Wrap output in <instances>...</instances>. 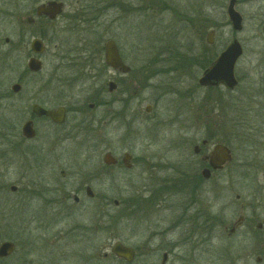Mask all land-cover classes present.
<instances>
[{"label":"rangeland","instance_id":"374dc122","mask_svg":"<svg viewBox=\"0 0 264 264\" xmlns=\"http://www.w3.org/2000/svg\"><path fill=\"white\" fill-rule=\"evenodd\" d=\"M43 1L0 0V241L16 239L17 226L24 225L15 221L13 215L22 218L40 206L18 192L13 194L9 187L14 185L21 190L29 182L31 173L26 168L31 166L30 152L51 150L61 159H57L54 174H49L48 180L58 178V170L62 168L67 173L62 182L71 187L86 174L96 173L88 182L97 200L87 202L85 208L78 205L73 211L77 223L88 219L91 225L92 219L99 216L100 244L110 239L106 216H116V220L121 221L125 216L132 217L128 227H122L124 222L119 223L118 235L140 246L149 231L162 228L165 231L173 214L180 218L173 231L164 235L165 239L177 242L168 264H264V0H235L234 8L242 18L240 31H234L228 19L229 0H58L64 3L61 15L44 30L32 28L33 33L44 37L46 50L41 57L40 74L29 75L28 91L19 101L9 87L15 72L13 66L22 64L25 55L19 38L25 39L29 32L20 22ZM118 6L130 11L146 9L126 15L131 25L128 38L141 44L147 41L140 45L141 49L145 45L157 47L156 52L148 48L146 56L152 57L157 52L170 55L174 50L182 52L190 56L185 66L191 73L175 78L174 86L171 82L167 90L164 85L168 84V79H163V88L158 79L154 81L156 89L135 92L130 108L124 112L126 124L123 121L122 126H118L120 122H115L96 131L92 119L95 114L102 116L104 109L90 110L86 104L92 102L95 88L101 85L106 88L108 75L101 73L92 77L100 72L92 71V63L83 57L76 60L72 55L81 54L83 48L92 54L112 32L120 36L119 22H111ZM99 13L97 20H81ZM211 29L215 30L214 36L211 35L212 55H217L234 37L242 47L234 67L238 84L233 90L198 85V78L208 65L204 45L208 43L206 36ZM124 49L128 51L130 45L124 44ZM140 54L144 56L142 52L133 55ZM142 63L145 62L141 59L136 67ZM62 77L74 79L75 83L56 85L55 80L62 81ZM40 85L43 87L40 96L51 97V103L58 93L62 97L56 102L84 103V114L78 116L81 131L77 136V132L74 137L68 134L58 142L52 137L53 128L40 122L34 140L19 138L20 125L27 117L29 97ZM146 104L151 105L148 112L144 111ZM70 119L67 127L73 123ZM202 137L225 143L232 150V160L221 171L213 172L201 191L191 194L189 188H180L173 197L158 204L155 195L162 191L160 187L168 184V179L176 178V174L172 175L162 166L171 160H180L183 166L184 158ZM107 150L119 159L124 151L139 162L146 156L160 163L161 168L152 170L136 165L131 170L122 166L104 169L101 157ZM178 174L182 176L177 173L180 180L176 185L181 186L184 177ZM148 189L154 191L150 201L145 197L150 193ZM189 195L193 199L191 208L187 206ZM166 205L172 210L164 208ZM153 210L156 212L151 213ZM239 216H242L240 222ZM75 221L69 219L67 225ZM232 227L234 230L230 233ZM165 239L157 236L156 241ZM153 242L150 240L148 245L155 244ZM144 254L147 264L155 259L148 248ZM54 255L59 256V253L55 251ZM159 257L157 255L156 263ZM256 257L260 261L257 262ZM15 263L12 257L1 264ZM100 264L111 263L101 261Z\"/></svg>","mask_w":264,"mask_h":264},{"label":"flooded vegetation","instance_id":"af4514ba","mask_svg":"<svg viewBox=\"0 0 264 264\" xmlns=\"http://www.w3.org/2000/svg\"><path fill=\"white\" fill-rule=\"evenodd\" d=\"M47 1L49 0L38 3L33 8V10L27 14L26 18L22 19L20 22L21 25L25 26L27 28V31L29 32L25 39L22 36H20L19 38L23 46L22 51L25 52V55L22 56V64H15L13 66L15 72L9 87L10 93L15 97V99L19 101L22 99L21 96L26 95L25 91H28L27 84H29V82L31 81H28L30 77L40 74L42 70L41 57L46 50V44L43 40L44 37L39 33H33L32 28L38 27L37 29L39 31L41 29L44 30V27L50 26L52 22H54L63 12L64 3L60 1L63 3V7L61 12L56 15L55 18L52 19L44 14L37 15L36 7L39 4L46 3ZM118 8L117 10H114L116 11V14L114 17H112L111 22H119V27L117 29L120 30L121 37L116 33L112 34V32L103 39V43L101 44V46H98V49L92 51V54H89V51L84 50L83 48L81 50V54L72 55V57H74L76 60H79L78 57H83L85 61H87L88 63H92V71L95 70L97 72H100L97 74L95 73L92 77H96L101 73L102 75H108L106 88H104L103 85L95 88L93 92L92 102L86 104V107L90 110L98 111V109L100 108L104 109V113L102 116H100L101 114H95L92 119L93 126L95 125L97 127L94 129L96 131H98L99 128L103 125H106L107 128L110 127V125H114L115 122H120L118 126H122L123 121H125L126 124L127 119L126 116H124V112L126 113L130 108L133 94L135 92H139L145 89L148 90L154 87L156 89L154 81L158 79H161L159 83L161 88H163V85L165 84L163 79H168V84L164 85L165 90H167L166 88L171 84V82H173L172 84L174 86L175 78H179L180 75H189L191 73L189 71L191 69L185 66V62L188 59L190 60V56H186V54L182 52L176 53V50L172 51V54L170 55H164L163 52L159 54L157 52L156 54H153L152 57L146 56L148 48H154L152 51L156 52L158 51L157 47H155L154 45H145V47L141 49L139 48L140 45L146 44L147 41L141 44L139 42L132 41L131 37L128 38V36L130 35L129 30L131 29V25L128 24L126 20L127 16L130 15L129 13L131 12L140 13L141 11L146 10L145 8L135 11L123 10L122 7L119 6ZM99 15L100 13L97 16L91 15L86 18L83 17L81 20H97V17ZM125 26L126 28H124ZM209 31H211L212 35L214 36L215 30L211 29ZM34 40H38L41 43L42 50L40 52H36L33 49L32 43L34 42ZM108 40H111L113 42L117 51V56L122 65L114 67L106 62L105 43ZM99 41L100 40L97 39V42ZM124 44L130 45V49L128 51L124 49ZM228 44H226L225 47ZM213 45V38L210 43H206L204 45L205 57L206 60L208 59L207 67H209L221 53V51L225 49L224 47L219 51L217 55H212L211 51ZM135 52H142L144 56H142L141 54V56H134L133 54ZM62 57H59V60H61ZM31 59L39 63V69H33V67L30 65ZM141 59L144 60L145 63H142L141 65L136 67V63L141 62ZM132 63L135 64L133 65ZM123 67H127L128 70L123 71ZM88 72H90V70H88ZM29 75L31 76L29 77ZM68 79L62 77L60 79L62 81L55 80V84L63 85L64 83H75L74 79H72L73 82ZM123 79H126L125 84ZM170 79H173V81H170ZM45 83L47 82L45 81L43 85H45ZM161 83L163 85H161ZM41 85L40 87L36 88L34 93L31 91L32 94L30 95L31 97H29V106L26 112L27 117L20 125L19 138L21 137L23 141L34 140L37 137L38 123L40 122H43L53 128L54 135L52 137L58 142L66 139L68 134H70L71 137H74L77 132V136L79 131H81V124H79L78 122V116H82L84 114V103L78 102L77 100L72 103H62L59 101L56 102L58 98L62 97L60 93L55 95V102L51 103V97L48 98V96H40V92L43 90V87ZM198 85L207 89L223 87L221 85L215 87L201 86L199 83ZM61 89L62 87L60 88V90ZM56 91L57 89L55 90V92ZM105 93H107L106 98ZM157 97L159 98V95H157ZM35 107H41L47 111H52L53 113H56V115L55 117H52L50 115H37L34 112ZM150 110L151 105L146 104V106L144 107V111L148 112ZM134 112L135 115H139V112H137L136 110ZM70 117V120H72L71 123H73L70 127H67L66 123L68 121V118ZM27 122L30 123L31 130L33 131L32 137H26L22 132V126ZM208 122L209 121H207L206 123L208 124ZM175 144H179V142L175 141ZM217 144L226 145L221 141H211L207 137H202L199 144H194L193 150L192 152H190V155L184 158L183 166H180V160H175L176 162L171 160L169 163H166L162 166V168L167 170L172 175L176 174V178L168 179V184L160 187L162 191L159 193V195H155L156 198H158V204H162L165 200H167L168 197H173L174 193L177 192V190H179L180 188H189L191 190V194L197 190L201 191V187H203V184L211 178L212 173L221 171L223 167L227 163H229H225L221 169H211L210 156L214 146ZM56 153L57 152L51 150L34 152L32 151V153L30 152L31 166H28L26 168L29 171V174L31 173L29 182L25 183V186L21 190H18L14 185L9 187L10 191L13 194L18 192L21 196L31 198L30 200L28 199L30 202H37L40 206L39 208L28 211V215H25L22 218L18 217L17 215H13L15 221L17 220L19 222H23L24 225L17 226L19 232L16 239H7L0 241V245L3 242H10L13 244V250L10 253H7L6 255H0V264L12 257L16 259L15 264H100L101 261L106 263L109 262L111 264H138V261H140L139 264H147L144 261V251L147 248L155 254V259L150 260L149 264L169 263L171 253L176 247L177 242H173L170 238L165 239L164 235L170 234L173 231L176 223L180 218L178 217V215L172 214L171 224L169 223L166 226L165 231H163V228L160 231H149L148 236L146 237V241H143L141 243L142 245L140 246H137V244H135L134 242H130V238L128 237H126V239L124 240L121 239V237L118 235L117 230L121 226V224L119 225V223L124 222L125 225H123L122 227H128V222L130 223L131 220H133L132 217L125 216L126 219H123L121 221L116 220L118 218L116 216H106L105 222L108 224L106 228L108 229L107 231L110 239L107 242L105 241L104 243L100 244L98 240L100 229L99 216H96L92 219L91 225H89L88 219H86L85 221L80 220V222L77 223V221H75V211H73L74 207L78 205L85 208L84 204L90 201L93 202L94 200H97V198H95V193L93 192L91 185L88 182V178H90V181L93 180L96 176V173L92 171L86 174L85 176H83V180L80 179V182L73 183L71 187H67V185L62 182V180L67 177L66 171L62 168L58 170V178L48 180V175L54 174L53 171L56 169L55 166L58 164L57 159H61V156H56ZM107 153L112 158V161L110 163H105L103 161V158ZM101 160L103 165L102 168L104 169L120 168L122 166L126 170H131L136 165L150 168L152 170L158 169L160 167V163L153 162L151 158L146 156L142 157V160H140L139 162L138 159H136L131 153L127 151H124L121 158L119 159L113 156L111 152L107 150L103 153ZM179 168L183 170L179 171ZM205 168L210 170V177L208 178H205L203 176V170ZM98 170L96 171L97 173L99 172ZM177 173H182V176L180 174L178 175L184 177V180L181 181V186L176 185L177 181L180 180L177 177ZM74 175H77V173ZM148 191H150V193L145 197L148 201H150L154 196V191H152L151 189H148ZM190 196L191 195H189V198ZM191 201H193V199L190 198L187 203V206H189L190 208L193 204ZM114 203L117 204V202ZM127 204L129 208L132 207L130 202ZM67 207L69 208V210L67 209ZM164 208L172 210V207L167 205ZM154 211L155 210L151 211V213H153ZM193 216H189L188 218L193 219ZM165 217L166 219H170V217L168 216ZM69 219H72V222H75L68 226L67 221ZM157 236L161 237V239H165L166 241L161 240L157 242ZM23 239H27L28 241H24ZM150 240H154V242L156 241L155 244L148 245ZM116 244H120L128 250L126 252V258L118 256L114 253L113 248ZM27 248H29L28 251H26ZM140 249H142L141 252ZM55 251L59 253V256L54 255ZM157 255L160 256L158 258V263H156Z\"/></svg>","mask_w":264,"mask_h":264},{"label":"water","instance_id":"95a60500","mask_svg":"<svg viewBox=\"0 0 264 264\" xmlns=\"http://www.w3.org/2000/svg\"><path fill=\"white\" fill-rule=\"evenodd\" d=\"M235 0H229L228 5L226 8V12L228 15V19L232 25V29L234 31H240L242 29V18L240 14L235 10L234 8ZM63 7V3L60 1L55 0H49L46 3L39 4L36 7V14L37 15H47L50 18H55L56 15H58ZM262 31L264 33V25L262 28ZM212 32H209L206 36V41L210 43L212 41L211 39ZM32 47L36 52H40L41 49V43L38 40H34L32 43ZM242 54V47L239 43V41L234 37L231 39L230 43L221 51V53L217 56V58L213 61V63L205 68L201 74V76L198 79V83L201 86H219L222 85L227 90H233L237 84L238 81L234 74V67L235 63L238 60V58ZM105 56H106V62L109 65H112L114 67H117L119 65H122L118 56L116 48L111 40H108L105 43ZM30 65L33 67V69L37 70L39 69V63L37 61H34L31 59ZM127 67H123V71H127ZM34 112L37 115H50L52 117H55L56 113H53L52 111H47L41 107H35ZM61 120V119H58ZM22 132L26 137H32L33 131L31 130L30 123L27 122L22 126ZM196 149V147H195ZM232 160V153L230 148L223 144H217L214 146L211 156H210V167L212 170H218L223 167V165L227 162H230ZM103 161L105 163H110L112 161L111 156L107 153ZM203 176L205 178L210 177V170L205 168L203 170ZM242 220V216H239L238 222ZM258 227H261V224L257 225ZM234 227L230 228L229 232H233ZM13 250V244L10 242H3L0 245V255H6L7 253H10ZM113 251L118 256L126 258V252L128 251L120 244H116L113 248ZM256 261H260L259 257H256Z\"/></svg>","mask_w":264,"mask_h":264}]
</instances>
